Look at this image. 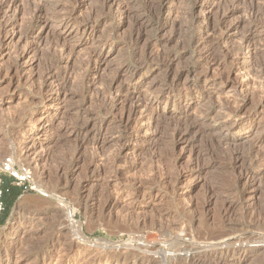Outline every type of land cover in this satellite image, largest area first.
<instances>
[{"label":"rangeland","instance_id":"374dc122","mask_svg":"<svg viewBox=\"0 0 264 264\" xmlns=\"http://www.w3.org/2000/svg\"><path fill=\"white\" fill-rule=\"evenodd\" d=\"M103 1L106 0H78L79 15L89 16L95 22L93 36H70L68 53L61 57L51 48L53 36H48L49 41L44 33L47 40L43 37L45 42H41L33 60L24 59L20 79L6 72L0 75V156H12L30 166L35 186L63 201L60 204L56 198L22 191L0 225V264H206L208 261L196 263L187 259L190 250H181L189 231L197 237L223 233L235 243L263 245L257 254L236 252L234 256L241 259V264H264V111L253 120L256 127L252 132L229 133L222 124L218 106L211 103L214 100L189 93L186 97L185 90L181 94L161 90L166 77L164 56L174 60L172 74L182 71L183 88L201 86L195 73L186 74V68H192L196 62L193 42L206 40V53L215 56L221 32L201 35L207 23L201 14L202 4L195 6V0H108L110 7ZM14 2L16 20L22 30L30 29L39 20L36 19L38 6L42 8L41 20L45 17L54 25L57 12L69 11L75 6L68 0ZM249 3L250 0L242 1L241 8L249 7ZM116 7L124 8L125 13ZM192 17L195 22L190 20ZM228 20L231 26L240 23L231 39L235 43L246 24L241 16L234 24L232 18ZM165 23L166 29L159 32ZM169 37L174 40L165 46L163 42ZM14 49L11 46L3 54L0 52V67L6 69L13 64ZM145 52L154 58L146 59ZM99 53L104 56L103 61L94 64L92 60ZM244 55L243 51L242 63H247ZM262 61L261 64L256 61L252 69L255 77L264 67V58ZM126 68L133 76L123 75V80L126 79L123 88L114 93L109 87L110 80L118 70ZM50 69L58 75L70 73L71 82L66 87L64 100L57 98L59 104L51 107L53 116L51 130L45 138L48 141L43 154L45 160L43 168L35 171L31 159H26L21 151L25 141L23 130L36 128L35 121L48 108L41 77ZM221 89L223 85L213 88L221 92L222 99L236 97L231 87ZM125 91L153 102L150 112L158 126L154 134L144 129L131 130L132 141L120 137V144L130 146L136 155L138 167L129 172L122 167V155L115 156L117 146L101 144L106 137H117L116 130H108L101 123L86 125L89 116L103 117L106 113L109 118L117 116L120 113L117 103L110 100L103 106L100 96H123ZM185 124L186 143L177 144L178 136L187 131ZM93 134L99 137L91 139ZM189 171L191 175L183 177ZM136 182L144 186L140 193L150 194L151 202L130 205ZM115 186L124 192L118 201L119 207L108 212L105 205L114 195ZM222 201L231 205L230 215L227 213L224 218L220 212ZM68 211L73 213L75 223L67 219ZM16 223L26 226L27 233L23 239L18 238L20 243L11 246L15 235L9 227ZM70 243L75 246L71 251ZM200 255L204 256V252Z\"/></svg>","mask_w":264,"mask_h":264},{"label":"bare ground","instance_id":"6f19581e","mask_svg":"<svg viewBox=\"0 0 264 264\" xmlns=\"http://www.w3.org/2000/svg\"><path fill=\"white\" fill-rule=\"evenodd\" d=\"M68 1L72 2V4H75V6L73 5V7L69 11H65V12H62L63 10H61V12L56 11L57 12L55 16L57 18L56 25L49 24L50 22L44 16H43L44 17L43 20H41L42 18L40 17H41L42 8L38 6L36 9V12L38 15L37 14L35 15H37L36 19H39V20L35 21L34 22L35 24L28 30L27 29L22 30V27L19 26L20 24L17 23V20H16L17 7L14 8V3H15L14 0H1L0 1V52L1 54H3L2 52L4 50L11 48V46H12V50H13V47L15 48L14 49L15 52L13 55L14 56L13 64L10 66L7 65L8 67L6 69L5 67L4 68L0 67V75L3 72H6L8 74H11L10 75L11 77L16 76L17 78L20 79L21 73L24 68L23 63H26L24 59L31 61L36 57V54L38 53L37 51L40 50L41 44L45 42V41L42 42L44 33H46L47 39L50 34L53 36V41L50 42L51 48L56 53H58L61 57L66 55V52L68 53L69 47L67 45H69V43L67 44V40L70 36H73V35H78V36L80 35L81 37L93 36L94 31H95V25H94L95 22L91 21L89 16L88 17L83 16L84 17L83 18L79 15V12H81L80 11L81 8H80V4L78 3V0H68ZM242 1L244 0H195L194 1L195 6L202 4L203 7H202L201 14L203 16V20L206 21L207 23V26L204 30H202L201 35L208 34L209 32L212 33V32H215L216 30L221 32V35L219 38L220 44H218L219 48L216 49L217 51L215 52V56H212L206 53L205 49L206 47H208L207 46L208 43L206 40L199 39L193 42L194 48L193 47L192 48L197 51L196 52L197 57L195 60L196 62L193 63L192 68H188V67L186 68L187 69L186 74L188 76L190 74L195 73V75L194 74L193 75L196 76V79L202 83L201 86H195V88L190 87V86L187 88H183V85L180 84V77L182 75V71H179L175 74H172L171 72L172 63L174 60L171 58H165L164 56L165 61L162 60L161 62L162 64L165 63V67H166L165 85L161 90L162 91L165 90L169 94H175V93L181 94V91L185 90L184 93L186 97H187V94L189 93L191 95H194V94L198 95V98L199 96H201V97H207V99H210L211 101L214 100L210 102L214 104L213 106H216V105L218 106L219 108L218 111H220V118L223 121L222 124H224V127L229 133H232L233 131L252 132L254 128L256 127V123L253 120L260 113L264 111V67H261V68L259 67L260 69L258 68L259 76L255 77L254 75H252V71H253L252 69L254 68V66H256V61H258V63L261 64L260 61H262V58H264V0H252V1L250 0L249 5H247L249 7L245 9L241 8ZM103 2H104V5H106V7L109 6L107 5L108 0L103 1ZM117 10L121 13L123 12V14L125 13L124 8L122 7H119ZM238 14H242V15L238 16ZM236 15L238 18L236 17ZM240 16H241V20L243 19L245 21L244 23L246 24L245 25L246 29L244 33L241 34V36L238 38V40L236 39L237 42L234 43L233 41L232 43L231 39L236 32L237 26H239L240 23L236 22L235 25L231 26L230 24L231 22L227 24V21H229L228 19L232 18L233 19L232 24H234L235 21H239ZM190 20H192V22L196 21L194 17H192V19ZM166 27H167V23L163 24L159 28L158 31L163 32L166 29ZM45 37L44 39H46ZM50 39H52V37ZM173 40L174 39L172 37L171 38L169 37V39L165 40L163 44H165V46L169 45L170 43L173 42ZM105 45H106L105 43L102 44V47ZM109 47L111 46L109 45ZM243 51L245 52L244 58L245 60H247V63H245V61L242 63ZM55 52H53V54ZM56 53L54 55H56ZM149 55L150 54L145 52V56H147L146 59L150 60L154 58L153 55H152V58H149L151 57ZM216 55L218 57H216ZM154 56L158 57L157 55H154ZM102 57L104 56H102L101 53L96 54L95 58H93L92 60L93 63L94 64L101 63V61H103ZM216 59H221L222 64L219 63L220 62L219 60L217 63ZM226 65H228V67ZM201 66L203 68L202 70H200ZM51 69L46 71L45 72L46 74H44L41 77V80L43 82L42 84H44V89L43 88L42 89L44 91V94L46 95V103H47L48 108L45 109L43 113L41 114L42 116H39L38 119L35 121L36 128H34L33 130H30L27 127L25 128V130H23L24 136H25L23 137L25 141L22 144L23 147L21 148V151H24L23 153L24 155H26V159L28 160L31 159V163L34 165L35 167L34 169H36L35 171L43 168L42 161L45 160V155L43 154L45 153L47 149V145H48L47 143L48 141L46 142L45 138H47V134L51 130L50 120H51V117L53 116L51 112L52 111L51 107H53V105L59 104V101H56L57 98L61 100L63 97V100H64V97L67 95L66 87L69 84V81L71 78L69 76L70 73L68 74L66 71L62 75H58L56 74V71L54 72ZM115 71L116 70H114V72ZM126 74L127 75L129 74L130 77L133 76L130 73V70H128V68L124 70H118L116 72L115 76L112 77L109 83V87L111 91H113L114 93L116 92L119 93L122 90L124 80H126V79L123 80L122 76ZM94 75L96 76V73ZM125 78H128V76ZM216 85H219V87L223 85V89H221V91L224 89L226 90L227 88L231 87L234 92V93L232 92V95L234 94V97L235 95L236 97L235 98L233 97L234 99H227V100H225V98L222 99L221 94H220L221 92L219 93L216 90H213V88ZM101 93L102 92H100V94ZM96 95L98 96V94ZM117 95L116 96L114 95V97L113 96L108 97L105 95L103 97L100 96V98L103 99L102 101L103 106H106V103H108V101L110 100H113V103L114 102L117 103L118 107H120V113L117 116L115 115L113 118L107 117L106 116L107 115L106 112L108 110L107 108L105 112L106 114L104 113L105 115L103 117H97V116H96L97 118L95 117L91 118V116L87 117L88 121L86 122V125H88L89 122L91 123L93 122L92 125H95L96 123H101V124L107 125L108 130L109 129L116 130L117 137H114L115 135L108 137V138L106 137L101 144L104 145V143H108V144L111 143V145L117 146V149L115 150V153H116L115 156L117 158V156L119 157L120 155H122L123 157L122 158L123 161L121 160L123 164L122 167L124 168V170L126 171L128 170L129 172V170L132 171L131 169L138 167L137 159L135 157L136 155L132 153L130 146H127L125 144L124 145L120 144V137L125 136V138H128V140L132 141L133 137L130 132L131 130L132 131L136 130L139 132L144 129L145 132H151L154 134L156 133V129L158 126H157V121L155 120V118L152 117L153 116L152 112H150L151 107H152L151 105L153 104V102L149 100V98L148 99H140L139 97L137 98V96H134V94L131 91H125L123 96L118 95L117 97ZM92 97L95 98V94ZM96 103H98V101ZM101 109L103 110V108ZM139 123L141 124V127ZM184 129H186L187 131L185 133L183 132V134L181 133L182 135L179 132H177L180 134V136H178V139H177V144L185 145L184 143H186L185 138H186V133H188L187 125H186V128ZM86 137H87V134H86ZM98 137H99L98 134H93L91 139L92 138L95 139ZM223 138H226V137L223 135ZM94 148L96 150H99L97 146H95ZM115 161H118V160L115 159ZM100 172L101 171L99 170L98 175L100 174ZM41 173L42 172H39L38 174L40 175ZM190 175H191V172L189 171L188 173H185L183 177L186 178V177H189ZM138 181H141V180L139 179ZM116 186L113 192L114 195H112L109 199L107 198L108 202L105 205V210L108 212L110 211L112 212V210L117 209L119 207L118 201L119 199H121V194L124 192L123 189L119 187L116 188ZM143 187L140 182H136L134 184L132 194H130L131 196L130 205H133L134 203L151 202L150 200L151 198L149 196L150 194L147 195V192L146 194H144L145 192H143V194L140 193L141 188ZM36 189L41 196L47 197V198H56L60 202V204H63L61 197L54 195L52 192H49L38 185H36ZM246 200L244 199V201ZM230 208H231L230 204H228L226 201H222L221 208H220V212L222 213V215L221 214L220 215L224 218L226 216L225 214H227L230 211L229 210ZM228 214L230 215V213ZM66 217L67 219H69V221H71V223L74 222L73 213L71 211H68ZM226 220H227V217H226ZM17 224L18 223L9 227V231L14 233L15 235L14 237L15 239L13 238L14 241H12L13 243L11 244V246L13 245L15 246V244L17 245L19 241L18 238L23 239L24 238L23 236L27 233L26 226L19 225V224L17 225ZM79 229L76 231H79ZM190 232L191 231H189V234L185 235L186 236L185 240L183 238L181 239V240H184L183 242L184 245L181 250L184 252H186L187 250H190L191 253L189 255V258L187 259L191 261H195L196 263L207 262V261L209 262L211 260H214V261L216 260L218 264H236V263L241 264V259H236L234 256L236 252H239L241 254L242 253L243 254L244 253L245 254H257L262 250V246H263L260 244L248 246L247 244H244V243L242 244L240 242H237L236 241L237 239L235 240L236 241L235 243L233 242L232 238H228L227 236L225 237L223 233L222 234L224 236H222V234L213 235V232L211 231L212 234L210 235H207L204 237V234H203L202 235L203 237H197L198 235L194 236L195 233L193 235V233L190 234ZM185 233H188V232H185ZM78 235H80V232ZM181 236L182 234L180 235V237ZM79 237L81 239L83 238L81 235ZM75 239H77V237ZM180 247H181V244H180ZM68 248L71 251L75 248V246L71 244V246H69ZM210 248H214L216 251L213 253L212 252L206 253L207 252L206 250ZM202 252H204V256L200 255ZM184 256L187 257V254H185ZM46 259H49V257H47ZM212 262L213 261H211V263Z\"/></svg>","mask_w":264,"mask_h":264},{"label":"built area","instance_id":"2783aa9c","mask_svg":"<svg viewBox=\"0 0 264 264\" xmlns=\"http://www.w3.org/2000/svg\"><path fill=\"white\" fill-rule=\"evenodd\" d=\"M3 177L10 178L12 184L22 188L24 192L39 194L34 184V172L30 166L17 162L12 156H0V217L4 211L1 189Z\"/></svg>","mask_w":264,"mask_h":264},{"label":"trees","instance_id":"16d2710c","mask_svg":"<svg viewBox=\"0 0 264 264\" xmlns=\"http://www.w3.org/2000/svg\"><path fill=\"white\" fill-rule=\"evenodd\" d=\"M1 189L4 211L2 216L0 217V225L4 222L9 209L14 205L15 201L23 191L22 188L13 185L12 180L7 177L2 178Z\"/></svg>","mask_w":264,"mask_h":264},{"label":"water","instance_id":"95a60500","mask_svg":"<svg viewBox=\"0 0 264 264\" xmlns=\"http://www.w3.org/2000/svg\"><path fill=\"white\" fill-rule=\"evenodd\" d=\"M14 207H15V204H14Z\"/></svg>","mask_w":264,"mask_h":264}]
</instances>
